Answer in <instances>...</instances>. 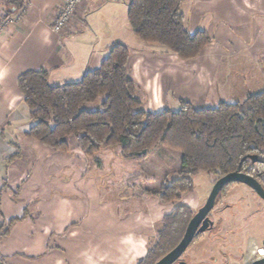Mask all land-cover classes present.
<instances>
[{
    "label": "crops",
    "instance_id": "obj_1",
    "mask_svg": "<svg viewBox=\"0 0 264 264\" xmlns=\"http://www.w3.org/2000/svg\"><path fill=\"white\" fill-rule=\"evenodd\" d=\"M25 1L10 14L21 17L0 34V225L20 217L0 239V264H138L157 242L164 217L179 205L194 211L199 198L163 202L150 192L155 187L132 186L134 195L119 203L136 178L115 179V188L105 189L103 153H117L105 148L88 156L72 138L69 151L60 152L25 135L31 120L18 76L46 69L50 84L75 82L121 42L144 110H177L180 101L195 108L241 102L264 91V0H183L188 31L212 37L187 60L133 33L129 0H82L60 33L50 22L63 0ZM117 2L124 18L114 12ZM136 193L146 206L136 207Z\"/></svg>",
    "mask_w": 264,
    "mask_h": 264
},
{
    "label": "trees",
    "instance_id": "obj_2",
    "mask_svg": "<svg viewBox=\"0 0 264 264\" xmlns=\"http://www.w3.org/2000/svg\"><path fill=\"white\" fill-rule=\"evenodd\" d=\"M22 0L10 13L23 9ZM183 0H129L127 22L145 43L158 44L179 58H195L212 41L205 30L190 32L181 12ZM16 7V8H15ZM129 49L116 42L100 66L75 82L53 85L46 69L21 73L17 85L29 111L31 125L25 135L50 149L68 152L69 139L88 156L104 148H117L126 160H146L165 146L181 155L179 175L150 191L163 202L179 201L194 189L199 171L221 176L243 171L249 155L264 150V91L241 102L221 101L213 107L195 108L180 101L179 108L157 112L142 108L136 85L127 73ZM103 96L100 108L83 106ZM254 176H256L254 174ZM194 211L184 205L164 217L157 242L138 264H155L182 238ZM20 217L0 225V239Z\"/></svg>",
    "mask_w": 264,
    "mask_h": 264
},
{
    "label": "rangeland",
    "instance_id": "obj_3",
    "mask_svg": "<svg viewBox=\"0 0 264 264\" xmlns=\"http://www.w3.org/2000/svg\"><path fill=\"white\" fill-rule=\"evenodd\" d=\"M21 3L25 7L26 1L22 0ZM0 5L5 7L4 10L1 8L2 12L0 10L1 21L10 15V7L15 5L6 3V0H2ZM113 5H119L114 11L116 16L123 14L124 18V10L122 11L120 8L123 7L124 9V6L118 2ZM111 11L113 8L106 10L108 14ZM103 98V96H99L94 102L85 104L83 107L89 110L100 108ZM108 149L117 153L118 157L103 153L105 154L103 157L105 164L102 175L105 189L113 190L115 179L136 178L133 181L134 184L125 186V189L120 193V198L117 197L120 201L117 200L116 202L119 201L120 203L131 198L132 186L135 190L141 191L144 190V187L158 188L166 180H172L179 176L177 170L180 160L178 161L177 157H180V153L168 147H158L145 162L143 160H126L120 156L117 148ZM217 178L218 176L212 173L199 171L193 177V191L184 194L183 197L193 198L196 196L199 198L198 207L201 206ZM108 199L110 202H115V198L111 195ZM134 201L137 208L141 205L146 206L141 194L136 193ZM225 204L228 205L227 208H223ZM126 206L128 205L125 204L122 209ZM210 215L214 222L213 228L203 232L181 255V259L188 264H242L243 256L248 247L262 244L261 241L264 239V202L249 187L241 183L229 185L227 190L223 191L216 199Z\"/></svg>",
    "mask_w": 264,
    "mask_h": 264
},
{
    "label": "water",
    "instance_id": "obj_4",
    "mask_svg": "<svg viewBox=\"0 0 264 264\" xmlns=\"http://www.w3.org/2000/svg\"><path fill=\"white\" fill-rule=\"evenodd\" d=\"M252 161L258 159L257 155H249ZM242 183L249 186L258 196L264 200V188L260 182L252 175L236 170L219 176L213 183L205 202L199 206L187 223L184 234L178 244L168 253L162 256L155 264H188L186 261L179 260L180 256L199 234L210 230L213 227V220L209 213L215 201L223 189L229 183ZM264 245V240H263ZM179 260V261H178ZM264 263V258L257 259L250 264Z\"/></svg>",
    "mask_w": 264,
    "mask_h": 264
},
{
    "label": "built area",
    "instance_id": "obj_5",
    "mask_svg": "<svg viewBox=\"0 0 264 264\" xmlns=\"http://www.w3.org/2000/svg\"><path fill=\"white\" fill-rule=\"evenodd\" d=\"M82 0H63L57 7L55 14L53 15L50 26L55 32H62L65 26L78 10ZM21 14L12 17L11 15L6 16L0 21V34L7 25H10L15 20L19 19ZM264 258V246L255 244L254 246H249L245 255L243 256L242 264H250L251 262ZM264 264V263H261Z\"/></svg>",
    "mask_w": 264,
    "mask_h": 264
},
{
    "label": "flooded vegetation",
    "instance_id": "obj_6",
    "mask_svg": "<svg viewBox=\"0 0 264 264\" xmlns=\"http://www.w3.org/2000/svg\"><path fill=\"white\" fill-rule=\"evenodd\" d=\"M251 160V159H250ZM242 172H245V173H247V174H250V175H252V176H254V174L256 175V176H254L259 182H260V184H261V186L264 188V150L262 151V153L258 156V159L256 160V161H248L247 162V165L244 167V170L242 171ZM233 184H235V182H233V183H229V184H227V185H225L224 187H223V189L220 191V193H219V195L224 191H226L227 190V187L229 186V185H233ZM242 184V183H241ZM243 185H245V184H243ZM245 186H247V185H245ZM247 187H249V186H247ZM250 188V187H249ZM251 189V188H250ZM252 190V189H251ZM253 191V190H252ZM254 192V191H253ZM255 193V192H254ZM256 194V193H255ZM219 195H218V197H219ZM257 195V194H256ZM258 196V195H257ZM218 197H217V199H218ZM263 202H264V200L260 197V196H258ZM224 207H228V205L227 204H225L224 206H223V208ZM222 208V209H223ZM231 215H233V214H231ZM209 216H210V218H211V215H210V213H209ZM212 219V218H211ZM213 220V219H212ZM214 223V222H213ZM214 225V224H213ZM213 228V227H212ZM211 228V229H212ZM202 234V233H201ZM201 234H199L197 237H195L194 238V240L193 241H195L196 239H198V237L201 235ZM264 240V239H263ZM263 240L261 241V245L262 246H264L263 245ZM192 241V242H193ZM242 256V255H241ZM179 260H182L181 259V256H180V258H179ZM178 260V261H179ZM177 263V262H176ZM226 264V263H225Z\"/></svg>",
    "mask_w": 264,
    "mask_h": 264
}]
</instances>
